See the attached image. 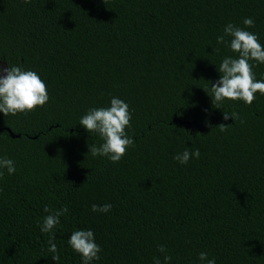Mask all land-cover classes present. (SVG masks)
<instances>
[{
    "label": "trees",
    "instance_id": "16d2710c",
    "mask_svg": "<svg viewBox=\"0 0 264 264\" xmlns=\"http://www.w3.org/2000/svg\"><path fill=\"white\" fill-rule=\"evenodd\" d=\"M229 23L264 46V0H0V67L36 72L49 95L27 115L0 113V158L16 168L0 178V264H83L76 230L102 249L92 264H203L201 252L264 264V95L219 108L211 97L222 60L238 57L217 44ZM250 63L264 81V63ZM113 97L129 105L134 141L118 163L93 157L104 141L80 125ZM185 149L200 158L181 164ZM45 207L69 210L59 261Z\"/></svg>",
    "mask_w": 264,
    "mask_h": 264
},
{
    "label": "clouds",
    "instance_id": "9594fccd",
    "mask_svg": "<svg viewBox=\"0 0 264 264\" xmlns=\"http://www.w3.org/2000/svg\"><path fill=\"white\" fill-rule=\"evenodd\" d=\"M32 0H24L25 4ZM243 24L247 27H254L252 18H245ZM231 37L227 41L225 37ZM217 44H227L230 49L238 54L237 58L225 57L218 71L221 73L220 79L211 86L213 104L216 108L225 100H242L247 105H252L256 99L255 94L259 92L264 95V81L255 79L253 72L254 65L250 61L264 63V46H262L256 34L229 23L224 28V35L217 37ZM49 100V95L45 83L34 71H25L19 66L2 68L0 67V113L7 116H15L18 113L27 115L37 107H43ZM231 117L233 120L239 117L235 114H224V119ZM131 114L129 105L119 98L111 99V106L108 108H93L80 119V125L88 132H95L103 139V143L96 147H89L93 157L104 156L111 162H120L126 154L128 148L134 146V141L126 134V127H130ZM229 126V125H228ZM221 131L227 126L219 125ZM200 151L194 152L185 149L182 154H177L174 159L181 164H187L190 159L200 158ZM7 169L9 175L16 172L14 161L7 158H0V178L3 177V169ZM112 208L111 204L98 206L92 205L93 212L108 213ZM44 211L50 213L44 217L41 231L49 234L48 251L52 253V260L59 261L57 246L54 242L55 232L60 225V217L69 210L64 207L52 212L48 207ZM68 243L72 249L81 255L83 264H92L93 261L100 260L102 249L95 242L92 230H76L69 238ZM161 253H166V248L161 245L158 249ZM171 260L167 254L164 255L165 264ZM199 260L203 264H216V259L208 258V253L201 252ZM154 264H161L159 258Z\"/></svg>",
    "mask_w": 264,
    "mask_h": 264
},
{
    "label": "water",
    "instance_id": "95a60500",
    "mask_svg": "<svg viewBox=\"0 0 264 264\" xmlns=\"http://www.w3.org/2000/svg\"><path fill=\"white\" fill-rule=\"evenodd\" d=\"M8 131H9V133L12 134V136H13L14 138L19 137V136L14 135V134L11 132V130H8Z\"/></svg>",
    "mask_w": 264,
    "mask_h": 264
}]
</instances>
